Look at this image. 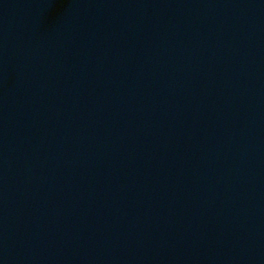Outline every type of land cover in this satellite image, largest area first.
Segmentation results:
<instances>
[{
  "label": "water",
  "instance_id": "95a60500",
  "mask_svg": "<svg viewBox=\"0 0 264 264\" xmlns=\"http://www.w3.org/2000/svg\"><path fill=\"white\" fill-rule=\"evenodd\" d=\"M0 264H264V0H0Z\"/></svg>",
  "mask_w": 264,
  "mask_h": 264
}]
</instances>
